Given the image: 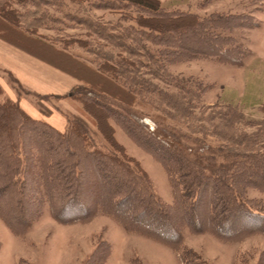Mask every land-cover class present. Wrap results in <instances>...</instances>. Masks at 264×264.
<instances>
[{"label": "trees", "instance_id": "trees-1", "mask_svg": "<svg viewBox=\"0 0 264 264\" xmlns=\"http://www.w3.org/2000/svg\"><path fill=\"white\" fill-rule=\"evenodd\" d=\"M30 1L37 6L43 0ZM123 1L146 12L134 16L133 20L144 39L161 45L157 51L159 60L144 44L117 43L125 56L117 55L115 59L106 52L102 55L105 61L92 66L67 47L38 34L35 18L22 24L23 15L12 4L21 5L28 0H0L1 40L29 51L3 32L4 29L9 33L14 31L30 43L49 47L62 60L74 62L76 68L71 71L34 53L54 67L83 81L80 69L93 74L95 78L91 76L73 87L68 96L94 119L96 132L108 146L106 150L97 147L86 123L77 116L64 115L66 128L63 132L43 120L33 119L16 101L3 97L0 86V218L17 232V226H29L43 204H47L52 216L62 223L84 221L101 211L113 215L127 231L135 229L171 247L180 264H205L196 251L182 243L181 232L183 225L198 233L205 230L196 222L197 206L203 193L207 194L209 206L208 224L205 225L218 238L230 240L233 233L239 231L235 230L237 226L243 234L264 235V208L253 207V201L244 196L250 186L264 192V119L246 122L257 126L256 131L239 135L233 125L242 120L241 113L233 107L221 111L215 104L214 107L200 106L205 87L200 82H193L192 87L188 79L174 78L172 85L176 91H170L159 87L152 78L166 83V78L172 77L167 73L168 64L200 55L221 63L240 64L248 52L223 31L232 33L236 28H249L254 24L246 14H212L200 18L192 12L164 10L159 0ZM99 7L113 8L108 3ZM75 41L84 45L80 40ZM144 73L150 77H143ZM32 94L40 99L46 97ZM146 95L148 98L152 95L150 100L154 103L146 113L155 112L147 117L134 114L133 107L143 102ZM197 108L201 110L198 114ZM261 108L264 110V105ZM208 109L211 110L205 115L204 110ZM213 115L221 119L220 124H211ZM202 119L208 121L211 130L202 124ZM145 120L153 121L157 128L177 137L184 134L175 132L167 120L197 121L192 133L216 137L224 144L216 150L210 143L201 144L202 148L211 150L213 155L209 153V159L214 160L216 153L221 160L208 168L189 159L149 131ZM111 121L164 166L177 196L175 206L186 216L184 222L178 223L171 207L154 194L139 162L127 155L123 145L115 139ZM87 161L88 167L94 170L92 174L99 190L98 194L92 193L95 198L89 205L82 200L83 187L87 183L84 167ZM3 198L8 200L5 206L1 203ZM28 205L36 209L35 214H26ZM73 209L78 210L77 214ZM69 212L74 215L68 216ZM84 264H88V260Z\"/></svg>", "mask_w": 264, "mask_h": 264}, {"label": "rangeland", "instance_id": "rangeland-1", "mask_svg": "<svg viewBox=\"0 0 264 264\" xmlns=\"http://www.w3.org/2000/svg\"><path fill=\"white\" fill-rule=\"evenodd\" d=\"M159 2L164 10L192 12L200 18H206L212 14L230 13L249 16L250 22L254 24L252 27L236 28L232 33L223 31L225 35L234 37L248 52L240 64L221 63L213 58L200 55L189 60H179L168 64L167 73L172 77L166 78V83L163 80L151 78L159 87L170 91H176L172 85L174 78L188 79L192 87L193 82H200L202 86H205L201 94L200 106L215 104L219 106L216 109L221 111L236 108L235 110L243 116L242 120L234 122L233 128L236 132L239 135L255 132L257 126L246 122L264 119V110L261 108L264 105V0H159ZM106 3L113 8L99 7ZM12 6L23 15L22 24H27V21L35 18L38 34L59 46L67 47L73 53L91 62L92 66L102 64L105 61L102 55L106 52L111 53L115 59L117 55L125 56L126 53L117 43L130 46L144 44L155 59L159 60L157 51L162 48L161 45L144 39L133 20L134 16L142 12L141 9L126 1L43 0L35 6L28 0L25 4L14 3ZM142 13L146 14V12ZM3 32H7L6 35L11 40L48 61L71 71L76 68L73 66L74 62L68 59L62 60L59 54L49 47L39 46L35 42L30 43L14 31H10L11 35L8 30L4 29ZM102 34L108 35L109 38L101 36ZM71 40L74 41L66 46L65 43ZM75 40L84 42V45L80 46ZM79 71L85 78L94 77L86 69ZM144 74L143 77H150L147 73ZM54 76L66 77L53 72V74H46L45 78L49 79ZM0 77L21 96H25L34 103L40 111L42 108L41 112L50 113V109H58L63 116L65 114L77 116L63 111L56 97L46 96L43 99L35 97L32 91L20 86L11 74L1 69ZM119 79L123 82V77L120 76ZM167 82L171 83L168 85ZM147 96L144 97L143 102L139 100L141 103L133 107L136 110L134 114L147 117L150 116L147 114L155 112L151 110L146 113L150 110L148 108L154 105L150 100L152 95L149 98ZM3 97H7L5 93ZM209 110L211 109L204 110V114L208 115ZM200 111L198 108L195 109L197 114ZM84 114V119L77 117L86 123L93 143L103 150L108 149L102 136L96 132L94 119L87 112ZM203 119L202 124L211 130L212 127L209 126L208 121ZM145 121V126L149 131L189 159L208 168L221 160V156L216 155L215 152H213L215 159H209L211 150L202 148L201 144L210 143L212 149L215 150L224 144L220 140L217 141L216 137L192 133L197 127V121L167 120V124L175 132H181L180 135L184 134L178 137L160 127L157 128L153 121ZM210 122L218 125L221 119L213 115ZM111 123L115 139L123 145L127 155L139 162L149 178L154 194L164 204L171 207L178 223L184 222L186 216L181 215L180 210L175 206L177 196L164 166L152 154L139 147L117 123L114 121ZM204 138L206 140L202 142ZM88 166L89 161L84 163L87 183L83 187L84 199H82L87 205L95 198L92 193L98 194L99 191L95 176L92 174L94 170ZM244 196L253 201V207L264 208V192L250 186L246 188ZM7 201L3 198L1 203L7 205ZM197 208L196 222L205 230L198 233L191 227L183 225L181 228L182 243L196 251L205 264H264L263 234H243L244 232L239 229L240 226H237L235 230L239 231L237 234L233 233L230 240L220 239L205 225L208 224L209 219L206 193H203ZM38 209L40 210L39 215L32 220L29 226L27 228L17 226V232H13L0 218V264H84L86 260L88 264H180L171 247L146 237L135 229L127 231L111 214L99 211L84 221L62 223L52 216L47 204H43ZM35 210L33 206L28 205L26 214L29 215L31 212L35 214ZM77 211L73 209V213L77 214ZM73 215L72 212L68 213V216ZM236 238L237 240H233Z\"/></svg>", "mask_w": 264, "mask_h": 264}, {"label": "crops", "instance_id": "crops-1", "mask_svg": "<svg viewBox=\"0 0 264 264\" xmlns=\"http://www.w3.org/2000/svg\"><path fill=\"white\" fill-rule=\"evenodd\" d=\"M0 69L11 74L15 81L27 90L43 96L58 98L59 107L63 111L70 112L81 118H85L82 107L68 96L69 90L83 84L85 80L78 79L73 75L63 72L50 63L44 61L27 50L12 46L0 40ZM57 72L65 78L49 77L46 74ZM0 85L5 95L19 106L33 119L43 120L58 131L63 132L66 128V119L58 109H50V113L41 112L34 103L25 96H19L6 81L0 77Z\"/></svg>", "mask_w": 264, "mask_h": 264}]
</instances>
